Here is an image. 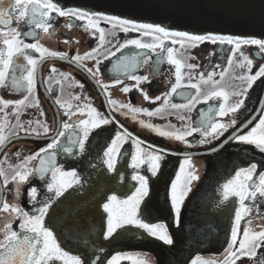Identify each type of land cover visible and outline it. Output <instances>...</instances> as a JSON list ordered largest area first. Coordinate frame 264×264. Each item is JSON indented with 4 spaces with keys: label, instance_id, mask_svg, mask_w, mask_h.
Returning <instances> with one entry per match:
<instances>
[{
    "label": "flooded vegetation",
    "instance_id": "1",
    "mask_svg": "<svg viewBox=\"0 0 264 264\" xmlns=\"http://www.w3.org/2000/svg\"><path fill=\"white\" fill-rule=\"evenodd\" d=\"M86 23V21L75 19L58 18L52 21V24L57 25L55 31L49 29V32L45 34L42 30L36 29L37 40L41 46L50 51H61L70 56L84 55L96 48L99 43V33H96V38H93L92 31L86 29ZM69 25L72 27L69 28ZM11 26L18 27L22 33L28 30L25 22L17 21L15 17ZM101 27L111 30L110 26L103 22ZM65 37L69 43L63 42ZM131 38H136V34L119 33L116 37H108L111 43L106 44L105 49L110 53L114 52L115 55H110L109 59L100 57L103 60L100 65V80L109 85H113L117 79L122 81L120 85L109 88L108 99L114 100L118 104L131 103L136 108L154 110L163 104L165 94L170 90L171 84L175 82V69L166 62L156 64L157 57L148 50L129 47L117 51L119 43ZM25 42L34 41L27 39ZM174 47L179 48V45ZM2 48L3 45L0 43V49ZM230 49L231 46L229 45H214L209 42L200 44L193 49L190 54L194 58L188 61L197 65L192 72V76L196 79L192 82H198L201 73L206 76L209 72L215 73L214 79L219 80L221 70L229 68L221 86L228 90L245 87L246 84L242 85L241 81L233 79V77L247 73V69L230 67L227 64L228 56L232 55ZM241 51L244 56L253 60L252 71L247 74L254 75L259 67L264 65V53H260L256 46L249 45H242ZM141 52L144 54L141 55ZM29 54L37 58L39 56L38 53H33L31 50H29ZM133 56L136 57L135 67L121 65V60L124 57L131 58ZM240 59V53L237 52L234 60L238 62ZM14 60L19 67L15 69L10 67L9 80L13 71L17 76L26 75L24 68L27 62L22 57H14ZM94 63L95 61H85L88 67H92ZM53 67L58 69V73L62 72L70 78H75L76 81L84 85L83 89L78 86L68 87V82H65L63 93H61V86L53 82V90L49 92L46 81L49 79V69ZM184 71L187 72V69ZM130 76H141L147 79L137 86L136 82L129 78ZM185 82H187V76ZM124 86H128L131 91L128 93L121 91ZM202 87L205 92L210 90V86ZM141 90L150 98L148 101L143 99ZM179 93L192 95L195 93V89H178L177 94H173L171 103H187L184 96ZM25 94L24 92H15L11 88L0 87V98L4 100L16 101L22 99ZM35 94L39 107L24 109L21 120L44 121L51 129L50 132L47 137L40 139L35 136H24L21 133L18 140L0 150V160L7 157L8 163L15 165L23 157L51 142V137L59 129L60 122L67 119L63 114V109L55 103L58 96L62 101H70L73 105L88 103L103 115L112 118L114 122L91 132L89 141L86 142V151L83 154L79 152L78 146L68 143L67 133L60 138L63 147L72 148V154L64 152L63 148L58 146L55 150L56 164L65 171H75L79 183L73 184L62 196L57 198L53 193L48 192L45 182L33 175L29 177L28 183L19 186L23 192V196L19 199L13 192H10L14 185L10 184L8 187L0 189L3 195L7 197L9 205L19 204L26 211L34 212L36 207L42 206V203L51 197L52 206L45 218V226L53 231L57 243L63 250L71 255H79L90 261H96L97 264H107V260L117 254L126 257L121 259L119 264H133L134 260H141L143 264H190L197 255L205 259H224L226 242L230 239L231 225L234 222L235 210L239 206V201L237 197H230L225 201L222 186L234 176V172L238 168L248 167L251 163H257V173L254 180L258 182L259 173L264 172V153H260L253 146L234 141L221 146L225 137H221L219 140L210 137L211 143L200 146L198 144L201 138L199 132L186 137V140L194 145L189 148L184 143L160 137L147 128L141 127L139 123L144 121L161 128L166 125H174L175 128L181 130H184L188 124L198 127L202 112H207L209 108H218L221 102L218 98L208 103L196 104L190 111L181 110L179 114L185 117L183 121L178 119L176 114L165 115L161 118L160 116L149 117L143 113L137 114L134 121L130 113L127 116L121 115V112H127L126 109L112 111L106 105L102 90L95 86V81L90 76L66 61L51 58L46 59L39 66ZM75 95L80 96L81 100H71V96ZM83 97H88V100L84 101ZM156 97L161 99L157 101L155 100ZM237 99L244 100V106L235 114L237 124L240 125L238 131L246 132L247 129H243V123L247 120H253L254 123L258 122L259 116L262 115L264 77L254 82L246 96L231 97L229 102H234ZM6 111H11V109ZM41 112L45 115L41 116ZM209 115L214 116V113H209ZM214 119L223 123H230L233 116L232 114L223 118L214 116ZM10 121L14 123V117H10ZM122 129L142 140V146L145 149L151 146L155 150H164L163 158L160 161L161 166L156 176H152L147 163L135 170L130 166L132 163L131 156L136 150L131 140H127L121 146L120 153L117 155L115 170L111 173L108 171L103 163V152L115 134ZM70 131L76 133L79 130ZM227 135L226 133L225 136ZM75 138L73 135V139ZM213 148L216 150L212 151ZM17 152L19 158L16 155ZM186 154H191L190 165L187 170L199 179L192 181L190 185L191 191L181 206L180 222L177 225L171 209L170 191L171 184L175 180ZM37 163L38 161H32L30 166H36ZM3 167L6 168L7 164ZM134 175H144L148 180L149 194L141 203L140 217L147 222L164 223L174 238L172 246L147 236L142 230L134 226H127L125 229L119 230L120 234L111 242L103 239L102 232L106 229L107 214L103 212L102 204L107 202V197L111 195L117 196L118 199H127L131 196L139 187L138 182L132 179ZM113 176H118V178L112 180ZM46 179H51L50 174L46 176ZM31 186L37 188L38 203L35 205L30 202L27 196V191ZM246 203L252 207L253 212L251 218L246 217L245 221H242L241 234L244 227H247L251 233L264 231V215H256L257 208H259L260 213L264 214V197L258 195L255 203L251 200ZM166 205H169V211H167ZM12 219L10 213L0 212V230ZM249 219L250 222H248ZM2 234L0 232V235ZM55 264H62V262L57 261ZM236 264H264V246L257 250L254 259L242 258Z\"/></svg>",
    "mask_w": 264,
    "mask_h": 264
},
{
    "label": "snow or ice",
    "instance_id": "2",
    "mask_svg": "<svg viewBox=\"0 0 264 264\" xmlns=\"http://www.w3.org/2000/svg\"><path fill=\"white\" fill-rule=\"evenodd\" d=\"M14 17L17 21H24L28 30L22 33L18 30V27H12ZM58 18L86 21V29L92 31L93 38H96V33H99L98 46L84 55L76 54L71 56L68 53L50 51L48 48L41 46L37 40L36 29L42 30L45 34L49 32V29L55 31L57 25L52 24V21ZM102 22L109 25L111 30L101 27ZM71 27L72 25H69V28ZM119 33L125 35L135 33L136 38L126 39L119 43L117 51L129 47L148 50L157 57L156 64L166 62L174 67L175 82L171 84L170 90L165 94L163 104L160 107L154 110L140 109L134 107L131 103L118 104L116 101L108 99L109 88L120 85L122 81L117 79L113 85L102 83L100 80V65L103 60L100 57L109 59L110 55H115L114 52L110 53L105 49V45L111 43L108 37H116ZM0 37H2L0 43L3 45V48L0 49V87L26 93L22 99L16 101L0 98V113H2L0 115V150L7 148L18 140L21 133L24 136H35L40 139L47 137L50 132L51 129L46 122L41 120L22 121L21 116L24 109L39 107L35 94L37 74L39 66L46 59L51 58L66 61L90 76L95 81V86L102 90L106 105L112 111L126 109L127 112H121V115L127 116L130 113L134 121L137 114L141 113L149 117L160 116L161 118L165 115L176 114L177 118L183 121L185 117L179 114L181 110L190 111L196 104L208 103L218 98L221 101L218 108H209L207 112H202L198 127L188 124L184 130H181L175 128L174 125H166L161 128L144 121L139 123L141 127L147 128L152 133L166 139L184 143L189 148L194 145L188 142L186 137L199 132L201 138L198 144L200 146L211 143L210 137L216 140L225 137L221 146L234 141L239 144L253 146L260 153H264V107L261 108L262 115L259 116L258 122L254 123L253 120H247L243 123V129H247L245 132L243 130L238 131L240 125L237 124L235 115L244 106V100L237 99L234 102H229L231 97L246 96L254 82L264 77V65H261L254 75L247 74L252 71L253 60L244 56L241 51L242 45H249L256 46L260 53H264V39H245L214 33L201 35L187 31L172 30L160 24L139 22L104 12L65 8L59 6L55 0H0ZM27 39L34 42H25ZM63 42L69 43L66 37ZM205 42L214 45L231 46L232 55L228 56L227 64L230 67L247 69V73L233 77V79L241 81L242 85L246 84L245 87L228 90L221 86V82L224 81L229 68L221 70L219 80L214 79L215 73L209 72L206 76L201 73L198 82H192L196 79L192 76V72L197 65L188 62L194 58L190 53ZM175 45H179V48H175ZM102 49L104 51H101ZM29 50L33 53H38V58L29 54ZM237 52L241 56L238 62L234 60ZM143 54L141 52V55ZM14 57H22L27 62L24 68L26 75L17 76L13 71L9 80L10 67L13 69L19 67ZM85 61H95V63L92 67H88ZM121 65L124 67H135L136 57H124L121 60ZM185 69H187V72L184 71ZM49 73V79L46 81L49 92L53 90V82L61 86V93H63L65 82H68V87L78 86L82 89L84 87L75 78H70L62 72L58 73V69L55 67L50 68ZM186 76L187 82H185ZM129 78L134 80L137 86L147 79L141 76H130ZM202 86H210V90L205 92ZM184 88L195 89V93L192 95L179 93L184 96L187 103H171L173 94H177L178 89ZM121 91L128 93L131 89L128 86H124ZM141 94L145 101L150 99L142 90ZM83 99L87 101L88 97H83ZM160 99V97L155 98L157 101ZM71 100L80 101L81 97L78 95L71 96ZM152 102L155 103V101ZM55 103L59 108L63 109V114L67 119L60 122L59 129L51 137V142L45 147H41L37 151L23 157L15 165L9 164L7 157L0 160V189L8 187L10 184L14 185L10 192H13L18 199L23 196L19 186L28 183L29 177L33 175L45 182L48 192L53 193L57 198L62 196L73 184L79 183L80 181L76 179L77 173L75 171H65L56 164L55 150L58 146H61L64 152L72 154V148L63 147L60 138L67 133L68 143L78 146L79 152L83 154L86 151V142L89 141L91 132L114 122L112 118L103 115L88 103L73 105L70 101H62L59 96ZM8 109H11V111H6ZM209 113H214L215 117L220 118L232 114L233 119L230 123H223L214 119V116L209 115ZM40 115L43 116L45 113L41 112ZM85 116L87 118H83ZM10 117H14V123L10 121ZM253 123L254 126H252ZM73 129H78L79 131L73 133L70 131ZM226 133L228 134L227 136H225ZM73 135H75V139H73ZM127 140H131L136 149L131 156L132 163L130 166L135 170L140 168L142 164L147 163L148 170L152 176H156L161 166L160 161L163 158L164 150H155L151 146L145 149L142 146V140L123 129L115 134L109 146L103 152V163L108 171L111 173L115 170L117 155L120 153L121 146ZM215 150V148L212 149V151ZM16 155L19 158L18 152ZM190 160L191 154H186L180 164V170L171 184L170 203L177 225L180 222L181 206L191 191L190 185L192 181L199 179V177L187 170ZM32 161H38L37 165L30 166ZM5 164H7L6 168L3 167ZM256 173L257 163H251L248 167H240L234 172V176L222 186L225 201L230 197H237L239 201V206L235 210L234 222L231 225L230 239L226 242L227 247L224 250V259H205L197 255L191 260L190 264H236L242 258L254 259L257 255V250L264 246V231L251 233L247 227H244L241 234L242 221H245L246 217L251 218L253 212L252 207L246 202L251 200L255 203L258 195L264 197V172L259 173L258 182L254 180ZM48 174H50V180L46 179ZM117 178L118 176H113L111 179L116 180ZM132 179L138 182L139 187L136 188L131 196L127 199H118L117 196L111 195L107 197V202L102 204L103 212L107 214L106 229L102 232L103 239L111 242L120 234L119 230L125 229L127 226H134L142 230L147 236L155 238L165 245L172 246L174 238L170 235L164 223L147 222L139 215L141 203L149 194L148 180L144 175H134ZM27 196L33 205L38 203L36 187H29ZM51 206L52 198L49 197L48 200L42 203V206L36 207L34 212H29L19 204L9 205L7 197L0 191V212L10 213L13 217L0 230L3 233L0 235V264H55L57 261H61L62 264H97L96 261L69 254L57 243L53 231L45 226V218ZM256 215L264 214L260 213L259 208H257ZM248 222H250V219ZM124 258L126 257L121 254L114 255L107 260V264H119L121 259ZM133 264H143V261L134 260Z\"/></svg>",
    "mask_w": 264,
    "mask_h": 264
},
{
    "label": "water",
    "instance_id": "3",
    "mask_svg": "<svg viewBox=\"0 0 264 264\" xmlns=\"http://www.w3.org/2000/svg\"><path fill=\"white\" fill-rule=\"evenodd\" d=\"M65 8L118 15L194 34L264 39V0H55ZM167 211H169V205Z\"/></svg>",
    "mask_w": 264,
    "mask_h": 264
}]
</instances>
